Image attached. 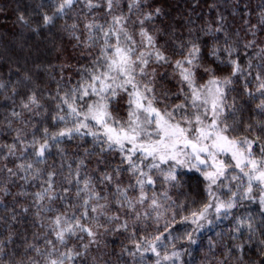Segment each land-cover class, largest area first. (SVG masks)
<instances>
[{
	"label": "snow or ice",
	"instance_id": "obj_1",
	"mask_svg": "<svg viewBox=\"0 0 264 264\" xmlns=\"http://www.w3.org/2000/svg\"><path fill=\"white\" fill-rule=\"evenodd\" d=\"M75 3L76 0H55L51 14L41 13L43 26L66 16ZM142 4L147 0H128L125 13L121 0H87L89 11L104 7L108 17L106 23L95 16L84 22L83 46L98 51L95 55L89 53L90 62L78 69L75 84L58 83L55 97L49 93L56 101L51 126L36 128L32 124L30 139L22 128H16L12 143L0 145L6 150L0 160L15 161L13 167L7 162L0 165V174L5 176L0 193L13 196L9 184L16 179L25 184L38 181L37 191L29 192L21 186L15 196L31 197L28 205L18 206L23 213H28L29 207L34 209L35 226L44 230L39 236L34 234L33 242L25 237L22 252L11 247L15 233L9 230L7 237L0 239V264H109L104 253L94 255L91 249L95 246L99 250L101 237L121 232L127 233L131 245L121 246V255L129 257L123 264H187L183 254L200 243L204 230L229 218L233 226L227 239L232 243L223 244L219 254L222 259L215 253L216 243L209 241L208 252L215 264H264V45L256 43L258 32L264 30V4L256 24L244 21L252 37L242 42L245 63L234 55L241 42L231 38L223 16L217 17L215 29L211 25L200 29L214 39L206 54V45L199 36L172 34V55L180 56L173 61L165 51L168 41L158 45L154 34L170 33L162 29L149 32L145 27L146 21L162 15L159 6H149L150 10L132 21L133 25L139 24L137 30L130 27V15L133 10L140 12ZM18 19L27 26L22 14ZM68 28L79 43L78 24L73 21ZM252 49L255 51L249 55ZM205 55L228 72L218 74ZM169 64L173 78L178 77L174 92L157 89V67ZM31 81L32 77L24 72L14 82L12 96L17 94L16 86H27ZM238 81L254 105L247 119V104L237 106L236 96L229 102V93L235 91ZM4 87L0 82V89ZM124 97L127 117L121 118L113 115V105ZM21 107L32 117L41 115L43 105L34 89H29L27 99L21 100ZM11 115L19 119L22 113L13 110ZM19 122L27 127L31 117ZM50 127L54 130L50 131ZM86 137L91 138L93 149H99L96 152L84 148V157H99L97 170L99 165L110 163L104 158L106 153H119L120 165L127 166L100 170L99 183L114 185L111 190L106 186L103 195L93 177H81L87 167L84 158H78L75 168L68 163L64 172L68 154L62 145L65 141H84ZM53 148L61 159L59 172L55 165L40 167L47 164ZM124 172L130 176L127 185L120 181ZM187 173L198 174L204 193L200 201L189 199V193L181 191ZM57 176L62 177L59 187ZM157 183L161 185L159 191ZM73 184L74 199L67 195ZM173 189L183 198L174 199L170 195ZM56 201L64 205L63 211L53 206ZM245 202L258 206L259 225L253 215L236 211ZM16 216L13 209L9 219L15 221ZM258 233V258L245 259V246L256 240ZM216 235L224 239L223 233ZM39 239L42 243L35 242ZM70 239L78 241V245H69Z\"/></svg>",
	"mask_w": 264,
	"mask_h": 264
},
{
	"label": "trees",
	"instance_id": "obj_2",
	"mask_svg": "<svg viewBox=\"0 0 264 264\" xmlns=\"http://www.w3.org/2000/svg\"><path fill=\"white\" fill-rule=\"evenodd\" d=\"M95 2V0H93ZM55 0H0V82L5 87L0 89V145L5 143H12L15 136L14 129L22 128L23 132L27 134V137L31 138L33 131L32 124H35L36 128H41L47 124L51 126L53 124L52 115L55 114V99L49 97V93L52 97H55L57 84H75L79 79V71L83 65H87L90 62V55H95L98 48H85L83 41L85 39L84 22L85 20H91L93 16L101 23H106L108 17L105 14L104 7L92 8L90 11L85 6L87 0H76L72 10L68 11L67 15L63 18H57L52 25L44 27L42 24V12L53 11V5ZM43 4V8L40 5ZM264 4V0H147V4L141 5L140 12L133 10L130 15L129 25L133 31L137 30L139 24H132V21L137 20V16L141 15L143 11L150 10L149 6H159L162 10V15L156 17L152 22H145V27L149 32H154V29H162L170 35L165 36L162 32H154L158 45L164 44L166 54L172 55V50L175 45L172 43V34L176 37H188L190 34L193 38L199 36L200 41L206 45L204 48L205 54L207 48L214 42L213 36L206 35L200 31L207 25H211L213 29L218 26V16H223L224 27L228 30L233 40H239L241 42L239 51L234 55H239L241 62L245 63L244 49L242 42L252 39L247 33L248 25H245L244 21L248 20L249 25L256 24L258 21V13L260 12V6ZM247 5V7H245ZM121 7L125 13H128V0H121ZM245 13H249L245 15ZM23 15L27 20V26H25L19 19V15ZM75 21L78 24L77 34L80 36V42L78 43L71 35V29L68 25ZM33 28H37V31H33ZM192 30L191 33L189 30ZM174 30V31H173ZM239 33V37L236 33ZM222 38V33H219ZM139 40V36H136ZM221 39V46H222ZM257 44L264 45V30L257 34ZM178 51V50H177ZM255 49L249 50V55ZM180 58L179 55H172L173 61ZM205 58L212 63V61L205 55ZM257 61L253 60L255 64ZM156 67L155 65H152ZM213 67H217L218 74L228 72V69H220L215 63H212ZM20 71L17 72L16 69ZM27 72L32 81L27 86H16L17 94L12 96V87L17 78H22L23 73ZM207 77H204L206 79ZM177 78L172 76V66L164 65L157 67V89L159 90H177ZM200 82H203L202 80ZM235 91L229 93V102L233 96L237 97V106L247 104V108L244 110L245 119L251 115V110L254 105L248 101V98L243 93L242 82L238 81L235 85ZM29 89H34L43 109H41V115L39 117H32L30 113L21 107V100L27 99ZM254 90V85H253ZM6 96L8 98H6ZM176 101V97H172ZM126 100L124 97L119 104L113 105V115L121 118H126ZM163 107V105H160ZM47 109V111H44ZM21 112L22 116L18 119L11 115L12 111ZM31 122L25 127L20 120H29ZM11 121V127L8 126V122ZM37 121H39L37 123ZM54 130L50 127V131ZM243 131V125L240 128ZM77 145H81L77 147ZM68 154L65 159L64 172L67 173V164L71 163L73 168L76 166L78 158H84L87 165L81 172V177L85 174L94 178L97 190L104 194V188L107 186L109 190L114 188V185H101L99 178L101 175L100 170L107 168L108 171H112L113 168L120 165L119 153H106L104 158L110 161L109 164L99 165L97 170L98 156L84 157V148H88L89 151L99 152V149H93L91 144V138L86 137L84 141L74 140L65 141L62 145ZM19 148V145H18ZM5 149L0 148V154ZM31 151V149H29ZM19 155V151L17 152ZM8 163L9 167L14 166V160L10 158L8 161L0 160V165ZM60 156L57 154L55 148L52 149L51 155L46 165H41L42 168H48L51 165L56 166V171H60ZM121 167H127L126 165H120ZM115 176V174L113 173ZM187 182L185 187L181 189L184 193H189V199H196L200 201L204 198L203 185L198 183V174L187 173ZM57 184L62 177L57 176ZM5 176L0 174V186L3 185ZM130 180L128 173L124 172L120 176L122 184L127 185ZM39 182L25 184L24 181L16 179L14 184H9L13 196H4L0 193V239H4L8 235V231L15 233V239L12 248H16L18 252L23 251L22 245L24 244V238L27 237L29 242H33L34 234L39 236L44 230L35 226L36 217L33 215L34 209L29 207L28 213H23L18 206L19 204L28 205L31 201V197H20L15 194L20 190L21 186H24L27 191L35 192L38 190ZM65 187L68 185L65 184ZM161 185L157 183L156 188L159 191ZM73 190L67 195L74 199L75 197V185L72 186ZM135 195V193H129ZM151 195V193H149ZM170 195L174 199H182L179 196L177 190L173 189ZM15 197V198H14ZM67 202V201H66ZM64 210V205L60 201H56L53 205ZM113 207H115L113 205ZM7 208V210H6ZM15 209L17 216L15 221H11L12 210ZM71 211V210H70ZM238 214L248 215L251 214L255 217L256 223L260 224V212L256 204H250L245 202L243 206L236 210ZM48 215H53L49 213ZM11 224V229H8V225ZM233 226L231 218L225 219L211 228L205 229L200 243L194 246L191 250L183 254L182 259L187 264H208V261H212L215 264V260L212 254L208 252L209 241L216 243L215 253L217 258L223 257L219 254L223 252V244H231L232 241L227 239L229 230ZM223 233L224 239H221L216 233ZM253 240L250 245L245 246V259H257L258 253V239ZM101 239V245L99 250L95 246L91 249L94 255L104 253V259L109 261V264H123L124 261H128L129 257L121 255V246L127 245L131 247L127 239V233L107 234ZM87 237H85V241ZM37 243H42V239L35 240ZM77 244L78 241L74 239L69 240V245ZM19 246V247H18Z\"/></svg>",
	"mask_w": 264,
	"mask_h": 264
},
{
	"label": "rangeland",
	"instance_id": "obj_3",
	"mask_svg": "<svg viewBox=\"0 0 264 264\" xmlns=\"http://www.w3.org/2000/svg\"><path fill=\"white\" fill-rule=\"evenodd\" d=\"M127 108V107H126ZM126 114H127V111H126Z\"/></svg>",
	"mask_w": 264,
	"mask_h": 264
}]
</instances>
